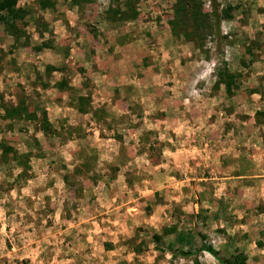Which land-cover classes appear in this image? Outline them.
I'll use <instances>...</instances> for the list:
<instances>
[{
  "label": "rangeland",
  "instance_id": "374dc122",
  "mask_svg": "<svg viewBox=\"0 0 264 264\" xmlns=\"http://www.w3.org/2000/svg\"><path fill=\"white\" fill-rule=\"evenodd\" d=\"M55 1L54 9H40L35 0H16L33 8L22 19L0 10L19 32L8 33L0 17V94L13 103L24 94L38 112L46 106L56 130L45 134L33 120L8 125L0 118V139L31 152L22 176L17 163L0 161V264H221L198 250L202 242L220 257L256 250L264 180L240 194L243 203L238 193L229 198L217 177L222 160L230 162L227 172L245 160L249 173L264 174V113L256 114L264 110L256 89L264 92V0H216L219 32L205 24L203 38L191 39L170 31L176 0H94L73 10ZM198 1L200 12L211 13L210 0ZM227 8L231 16L223 17ZM34 18L47 22L43 36ZM185 18V29L202 23L189 12ZM92 27L118 28L156 64L149 73L131 61L120 66L127 76L112 82L119 100L105 99L109 125L69 108L66 93L54 100L53 86L35 78L48 63L58 61L73 76L81 62H101L90 48ZM221 68L237 76L230 96L214 85ZM247 262L264 264V257Z\"/></svg>",
  "mask_w": 264,
  "mask_h": 264
},
{
  "label": "crops",
  "instance_id": "0c3cea01",
  "mask_svg": "<svg viewBox=\"0 0 264 264\" xmlns=\"http://www.w3.org/2000/svg\"><path fill=\"white\" fill-rule=\"evenodd\" d=\"M55 2L56 1L54 0L53 7H47L45 9H48V8L54 9ZM65 4L67 5V10H69L68 8L73 10L76 7L78 8L79 6L77 4L75 5L72 4L71 0H66ZM86 4L87 2L84 3V5ZM68 22L71 23L70 21ZM100 22L101 20L98 21L99 24ZM117 29L118 28L108 29L105 27H100V28L92 27L91 29L89 28L88 32L92 35L91 37H93L90 48L93 49L94 52H97V50L101 52V62L100 61L95 62L93 61V59H89L88 61H85L84 57L87 55L85 54L82 56L83 61L85 62H81V66L78 67L77 69L78 72H75L73 76H72L73 70L68 67H63V66L59 67V64H57L59 63L58 61L54 64L48 63L46 67L49 66L50 69H47L43 73L39 72V70L38 72L35 73V78L38 80H41L39 81V83L41 84L43 88L47 87L48 85L53 86L55 93H56L55 95L56 98H54V100L61 101L62 98L60 97H63L64 96L63 93H66L68 97L67 105L69 106V108L75 109V111L81 114L83 117H85V115H89L91 118L94 117V112L97 111L99 114V117L98 119L94 117L95 118L94 120H97L96 122L102 121L101 123L105 122V124L107 123L108 125L112 122L114 117L112 116V113H110L109 110L106 108L105 99L106 98L110 100L113 99V104L116 103V100H119V97H120L119 95L120 88L118 86L119 83L118 82L112 83V82L114 80L118 81V79L126 78L127 76L126 74L120 71L121 70L120 66L124 65L125 63H129L131 61L130 64L131 66L133 65V67H135L134 68L135 70L140 71L142 68H145L144 71L149 73L150 72L149 70L152 69V67L155 64V63L153 64L152 62H150L145 57L140 56V54L137 52L139 49H141L138 46L139 42L137 41V39L134 40L130 38V36L128 37L125 36V34H121L120 32H117ZM109 32L112 34L109 35ZM105 34H108L109 36H106ZM104 40L107 41L106 44L103 42ZM94 41H99L101 43L100 45H98L99 42L93 45ZM34 49H37V48L34 47ZM41 49H43V47ZM65 51L69 53L70 48L68 47V45L66 46ZM70 55L72 54L68 55L69 58H70ZM68 57L65 58V63L68 61L67 60ZM134 69L129 68V70L128 69L126 70V71H129V76L132 77L130 78V80L132 81L138 78L132 74ZM52 72H55L54 75L52 74ZM117 73H120V75H117ZM42 79L44 80L42 81ZM62 79L66 82L67 85H64V86L58 85L59 80H62ZM34 88L37 89V86L35 85ZM35 93H37L36 90H35ZM258 93L262 95L264 92L260 93V91H258ZM78 95H84L87 97V100L89 102L87 111L81 112L77 109V96ZM3 100L12 101L10 99H6L4 96H3ZM16 101L14 103H16ZM41 110L46 114V116L48 117V120L51 122L49 118V112L47 111V107L45 106ZM258 113H264V110H262V112L260 110H256V114ZM5 121L7 122V120ZM259 121L260 120L258 118V123H260ZM33 125H34V128L40 130L39 129L40 123L38 120H34ZM240 161H241L242 167H240V169L238 167L239 169L238 171H234L231 173V172L226 171L228 164L230 162L225 161L226 163H224V161L222 160V164H224L225 167L220 168L219 170L220 175L217 178L220 180H224V182L228 185V187L226 186L225 191H224V193H226L228 196L231 195L232 193H238V195L240 196V194L243 191L252 190L256 180L258 182L259 181L261 182V180H264L263 178L264 174H260L256 172L249 173L248 169H245L246 161L245 160H240ZM233 181L235 183H233ZM244 193L245 192H243V195ZM257 195L259 199L257 200L258 202H256L257 203L256 204L257 216L263 217L261 219L264 220V186L263 185L259 188ZM240 199L242 200L243 203L246 200L243 196H240ZM258 234L259 236L256 238L257 240L256 239L253 240V242H255V244L257 243L256 245H258L257 249L256 250L253 249L252 252L250 251L247 254L245 250H244L245 252L242 250L247 255V257L249 255L250 256L252 255V257H255V258L258 257L260 259L264 257V244H263L264 243V228H262V230H258Z\"/></svg>",
  "mask_w": 264,
  "mask_h": 264
},
{
  "label": "trees",
  "instance_id": "16d2710c",
  "mask_svg": "<svg viewBox=\"0 0 264 264\" xmlns=\"http://www.w3.org/2000/svg\"><path fill=\"white\" fill-rule=\"evenodd\" d=\"M94 0H71L72 4L79 5L80 3H89L93 2ZM16 0H0V10H7L8 14L11 17L22 19L25 15H30L33 11L32 7H26V6H16L15 5ZM36 6L40 9H45L47 7H53L54 6V0H35ZM211 2V13L208 12H200L199 5L200 2L198 0H176V6L174 8V17L169 20L171 32L175 36H179L180 34L187 38H195V36L199 38H203L204 34H201V26L205 25L209 28V30H215V32H219V26H220V14L218 13V7L216 6V0H210ZM229 9H224V16L223 17H230L231 14L229 13ZM189 12L193 19L201 20V24H196L194 28L185 29L186 26V13ZM201 18H199V17ZM209 16H212L213 20H209ZM0 17L2 18L5 30L8 31V33L14 34L16 37H18L19 32L14 28V25L9 22L8 17H3L0 14ZM39 18H34L35 25L40 26L38 23ZM112 19V18H111ZM42 20V19H41ZM113 20V19H112ZM182 28V29H181ZM21 29V28H20ZM44 30L48 29L47 22L43 21L42 26L38 28L39 35L43 36ZM200 33V34H199ZM18 34V35H17ZM202 40L198 44L199 47H202ZM50 42L47 41H41L39 44H37L35 47L37 49H41L44 46H49ZM253 46L250 44H247L246 50L250 53L252 52ZM48 69L50 67L48 66ZM236 73L231 72L227 68H221L216 71V80L214 85L218 87L220 84H223L225 86L224 90L226 92L227 96L232 95L233 90L235 87H238L236 84ZM58 85L64 86L67 85L66 82L62 79L59 80ZM68 87V86H67ZM257 91L262 92V88H256ZM89 102L87 100V97L84 95H78L77 96V109L81 112L88 110ZM0 109H2V112L0 113V117L2 119L7 120V124H11L13 120L21 119V120H38L40 125L39 129L45 133L50 134L56 132V130L53 127V124L48 120V117L46 114L40 110L38 112L37 107L30 108L29 104L27 103L26 96L24 94H21L18 98L16 103H13L11 101H4L2 94H0ZM100 111V110H98ZM94 117L98 119L99 114L97 111L94 112ZM31 152L30 151H22L20 152L17 148H15L9 141H7L4 138L0 139V161L4 163H9L11 161H14L19 166H21V171L18 172L17 176H22L27 173L29 170V158H30ZM64 179L69 182V178L67 175H64ZM155 238L158 239V237L155 235ZM156 247L160 250L162 248L155 244ZM198 250H206L207 252L214 255L221 264H248L247 262V255L242 250H235L234 253H232L228 257H220L218 256V252L212 248V246L205 244L202 242L198 248ZM191 252L189 250L183 251V256H186L190 254Z\"/></svg>",
  "mask_w": 264,
  "mask_h": 264
}]
</instances>
